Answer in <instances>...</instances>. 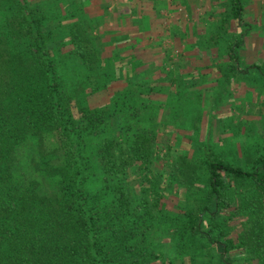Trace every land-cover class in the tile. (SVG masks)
Segmentation results:
<instances>
[{"label":"trees","instance_id":"obj_1","mask_svg":"<svg viewBox=\"0 0 264 264\" xmlns=\"http://www.w3.org/2000/svg\"><path fill=\"white\" fill-rule=\"evenodd\" d=\"M92 2L0 0V264H264V149L233 163L203 138L208 87L196 105L189 55L171 52L189 33L233 75L241 0L196 34L190 1L164 29ZM104 14L117 33L99 48Z\"/></svg>","mask_w":264,"mask_h":264},{"label":"rangeland","instance_id":"obj_2","mask_svg":"<svg viewBox=\"0 0 264 264\" xmlns=\"http://www.w3.org/2000/svg\"><path fill=\"white\" fill-rule=\"evenodd\" d=\"M214 18H218V21L224 22L221 21L223 20L221 16ZM93 21L102 28L100 36L101 42L98 46L99 48L104 47V44L107 42L106 39L111 34H116L117 31L112 27V21L109 19V15H99L97 18H93ZM165 21L162 20L161 24L166 28ZM96 31L98 30L96 29ZM165 41L169 40L167 39ZM252 41L253 40L247 45V48H255V42ZM178 50H180L179 47H171L173 56L177 55L179 52ZM258 50L261 55H264L263 49L259 47ZM250 51L252 52L253 50ZM193 55L194 56L190 59L192 61L201 58L205 60L204 55L201 57L198 56L197 58H195V54ZM210 59L213 60V58ZM204 70L205 69H190V71L195 74V81L191 84L190 77H186L187 79L185 83H183V86H185L187 90L193 89V94L190 98L196 105L197 101H195V99L198 97L200 87H208L204 88L203 95L199 96L203 103L201 107L206 111L205 120L207 121V125H205L204 131L202 132L203 138L209 135L211 141H213V138L217 140V138H215L217 136L221 138L223 144H230L231 160L229 161L233 163H237V154L239 152L244 150L251 151L254 145L255 147L264 149L260 146H264V76L262 75L264 71L261 72V69H257L256 72L255 70H249L248 73L244 75H239L235 72L233 75L229 73L227 74L228 77H223L218 70L213 72L211 69H206L207 76L204 78L201 73ZM199 75H201L200 80L197 78ZM216 76L219 78L217 79ZM252 77H254V79ZM226 103L229 104L228 112L225 109ZM201 107H199L200 110ZM179 108H181V106H179ZM115 119L117 120L118 118ZM199 124V120L194 122L195 127H198ZM192 139H197V136L194 134Z\"/></svg>","mask_w":264,"mask_h":264},{"label":"crops","instance_id":"obj_3","mask_svg":"<svg viewBox=\"0 0 264 264\" xmlns=\"http://www.w3.org/2000/svg\"><path fill=\"white\" fill-rule=\"evenodd\" d=\"M170 1L171 0H93L92 3L96 4L98 2L99 4H107L108 6L107 8L110 9L114 18L119 19L122 22L125 18H128V17L131 18L130 20H135V18H138L139 14L145 15L141 17L142 20L149 21V20L159 19V20L168 21L170 20L169 19L170 11H169L168 6L166 5ZM185 1H190L194 3V5H192L193 8H192V12L190 15V29L192 30L190 31V33L196 34L198 33L197 32L198 30H200V33H201L202 29L199 25L202 23H204L207 26L206 30H211L212 28L211 22L217 19L214 17H217V16L219 17V14L222 13V9H221V12L219 10L213 11L211 9L212 11L210 13H208V10H210V8L213 6L217 7L218 5H224L226 0H185ZM138 4H141L142 6H144L143 10H145V12L141 13V12H138V9L130 8V5L136 6ZM154 5L156 6L158 5L160 7H158V9L155 10L152 7ZM202 6L206 10V12L203 11L204 13H202ZM241 6H242V9H241V14L239 18V20L241 21V25L237 26L233 32L236 34V33H239L241 30H243L242 37L240 36L241 39L239 38L240 44L237 46V48L239 49V61H240L239 63L240 69L237 70V74L244 75V74H247L249 70H255L256 72V70L258 69L256 66H253V67L249 66L250 64H257V65H260L261 67H264V55L260 54V51H259L260 49L258 50L259 47L264 50V0H241ZM180 9L181 8H179V10ZM226 9L229 10L230 8L226 6ZM223 10H225V8ZM155 12H157L158 14L155 15ZM105 15H109V19H111L110 14H104V16ZM184 16H185V13H184ZM162 28L164 29L163 26ZM164 33L166 34V31ZM189 35H190L189 33L185 34L186 37L181 38V41L179 44L181 53L189 55L188 56L189 62L185 63L189 65L188 68L192 70L194 69H205L206 70V69L215 67L216 63L214 59L213 60L209 59L208 55L205 54L206 53L204 49L205 47H202L200 45V42L196 40L195 37L193 38V36H189ZM158 36H159V32H158ZM165 37L166 36L162 37L160 39L159 44H154L153 47L158 48L161 46L170 45L171 42L169 38H167L169 41H165L167 40ZM156 38L157 37H155L152 34H150L149 36H144V37L142 36L140 38L141 42L139 43L145 44L147 42V44H152L154 42L153 39H156ZM147 39L150 43L147 41ZM251 40L255 42L254 49H250L249 47L247 48V45L250 43ZM250 50H253V51L251 52ZM193 54H195V58H197L198 56L201 57L204 55L205 60H202L201 58L199 60L192 61L190 59L194 56ZM246 66L248 67L246 68ZM237 68H239V66ZM252 75L256 76L255 74H252ZM252 78L254 79V77ZM226 111L228 112L229 109H226Z\"/></svg>","mask_w":264,"mask_h":264}]
</instances>
